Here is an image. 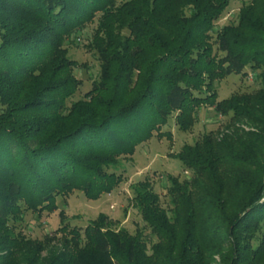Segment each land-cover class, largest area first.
<instances>
[{
	"label": "trees",
	"instance_id": "1",
	"mask_svg": "<svg viewBox=\"0 0 264 264\" xmlns=\"http://www.w3.org/2000/svg\"><path fill=\"white\" fill-rule=\"evenodd\" d=\"M229 2L0 0V264H264V0L214 33ZM95 21L100 74L68 105L82 80L65 42ZM247 67L261 87L218 99L216 82ZM203 105L233 128L176 154L192 177H169L171 215L149 180L134 186L150 247L103 213L81 228L61 211L44 240L16 231L25 211L51 212L58 196L112 191L119 156L171 117L188 131Z\"/></svg>",
	"mask_w": 264,
	"mask_h": 264
},
{
	"label": "rangeland",
	"instance_id": "2",
	"mask_svg": "<svg viewBox=\"0 0 264 264\" xmlns=\"http://www.w3.org/2000/svg\"><path fill=\"white\" fill-rule=\"evenodd\" d=\"M247 2L248 0H230L224 12L215 20L213 32L226 24L236 23L239 10ZM96 26V21L87 24L65 42L70 57L77 62L74 73L82 80V85L68 100V105L72 101L84 98L100 74V60L89 46ZM258 73L259 71L247 67L243 74L233 73L218 80L216 82L218 99L226 98L235 92L258 90L261 87ZM4 107L0 102V112ZM229 117L230 115L218 114L214 107L203 105L197 110L196 121L188 131L181 130L174 117H171L166 124L160 126V129L154 130L149 139L136 145L134 153L119 156L117 163L111 165L110 170L123 176L121 183L112 191L103 193L96 199L87 198L81 190H74L67 196H58L57 207L51 212L25 211L22 220L16 223V231L30 239L44 240L46 237H53L56 230L61 227V211L64 212L65 221L70 226L81 228L103 213L113 221L114 228H125L133 234L139 230L143 231L150 247L157 239L150 234L138 207L134 204V186L139 181L149 180L160 195L162 206L171 215L167 193L170 186L169 177L177 176L179 180L192 177V172L183 166L176 154L184 144H192L208 132L213 131L222 136L231 130L233 126H227ZM50 242L56 245L57 241ZM47 248L43 249V255H46Z\"/></svg>",
	"mask_w": 264,
	"mask_h": 264
}]
</instances>
